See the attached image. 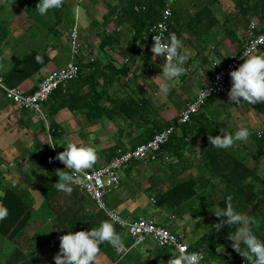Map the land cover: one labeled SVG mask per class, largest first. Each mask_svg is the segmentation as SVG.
Instances as JSON below:
<instances>
[{
  "label": "crops",
  "instance_id": "obj_1",
  "mask_svg": "<svg viewBox=\"0 0 264 264\" xmlns=\"http://www.w3.org/2000/svg\"><path fill=\"white\" fill-rule=\"evenodd\" d=\"M137 1L63 0L61 7L41 15L35 8L38 0H0V73L7 86L31 93L52 70L68 62L80 68L78 78L53 92L42 115L17 108L0 91V163L4 169L13 163L21 167L46 165L47 161H41L45 152L57 157V148L66 147L64 136L68 134L71 141L96 149L97 160L86 170L104 166L115 150L134 149L172 126L179 112L210 80L213 65L226 62L243 47L248 24L255 21L259 30L264 26V0H175L169 34L176 33L182 41L181 50L190 55L185 62L187 71L168 81L170 91L164 95L159 91V85L166 82L160 56L154 57L151 47L141 40H133L134 31L122 15L123 8ZM74 25L79 29L81 44L76 53L72 52L70 38ZM33 52L45 54L47 61L39 71L24 77L26 72L20 71L18 64ZM255 54H264V46ZM231 83L229 77L223 94L208 100L193 116L189 123L194 129L213 121L232 133L239 127L249 128L251 124L240 121L246 110L251 118H264V102L243 101V108L238 103L229 104ZM59 105L62 107L54 113ZM52 123L58 127L55 138L49 130ZM172 135L184 137L182 144H173L179 154L165 151V158L156 163H129L120 173L119 188L108 193L105 202L124 218L168 224L187 236L188 223L181 222V216L205 208L212 196L213 178H220L222 188V178L238 176L234 171L239 169L237 162L248 169L258 168V164L254 145L243 140L228 148L216 147L209 164L208 146L201 138L184 136L179 127H174ZM43 139L50 142V147ZM189 180L196 183L195 195L188 200L176 197L171 190ZM164 208L171 210L168 217L161 214ZM114 226L125 248L117 251L105 242L107 251H99L96 264H166L171 258V250L160 248L149 238L131 246L126 231Z\"/></svg>",
  "mask_w": 264,
  "mask_h": 264
},
{
  "label": "trees",
  "instance_id": "obj_2",
  "mask_svg": "<svg viewBox=\"0 0 264 264\" xmlns=\"http://www.w3.org/2000/svg\"><path fill=\"white\" fill-rule=\"evenodd\" d=\"M164 5L165 0H140L133 5L123 8L122 15L127 19L134 31V41L141 40L145 44L143 39L144 34L149 26L161 19V9L164 8ZM37 54L43 57L42 63L36 60ZM46 61L47 57L45 54L33 52L18 64L19 70L26 72L24 77H29L31 73L39 71ZM28 68L30 69L27 73ZM61 107L62 106L59 105L54 113ZM171 125L173 127H179L184 136L194 135V137L198 136L201 138L208 146L206 157L210 164L211 158L214 157L213 154L217 151L216 147L211 145L208 137L209 135L220 134L221 132L219 129L222 128V125L219 122L213 121L209 125L202 124L198 130L194 129V126L190 123L179 124L176 121ZM169 126L170 125L166 126V128ZM57 128L56 124H51L49 130L53 138L57 136ZM249 138L252 140V145L255 147L256 160L264 158V135H257V132L253 131L250 133ZM183 142L184 137L175 138L174 135H172L169 142L162 147V150L163 152L169 151L174 155H178L179 149H174L175 146L173 144H182ZM116 153L117 150L112 152V157H114ZM43 158L44 159L41 161H47L46 165L38 164L36 166L41 173L36 178L34 189L42 197V202L36 210L31 203L32 195H34L33 192L28 189L20 190L17 185L4 184V173L0 171V204L6 206L9 210L8 215L3 220H0V239L12 243L15 246L17 245L12 254L4 260V264H55L54 256L59 252L61 235L68 231L75 232L82 229L98 227L101 221L107 220L104 212L100 210H98L96 214L87 213L84 208L85 200L87 199L91 203L93 202L85 195L80 194L74 187L71 194L58 190L55 187V182L59 179L58 176H56V169L65 167L50 151H46ZM236 166L239 168L234 170L235 172L238 171V176L236 178H228L225 177V175V178H222L225 184V195H223V199L219 203L220 208L226 207L227 197L231 195L233 197V205L238 211L251 204L253 207L252 213H254L258 207L259 197L264 196V179L256 174L257 168L248 169L242 162H237ZM210 172L211 175L215 177L216 172L213 166L210 167ZM247 179H249V181ZM254 181L259 182L262 186L259 190V194L252 191ZM195 186L196 183L193 180H189L177 185L171 191H173L176 197L180 196L182 199L188 200L195 195ZM189 189L190 192L187 193ZM59 196H64V200L68 204L55 207L52 202L56 201V198ZM160 203H165L164 198L161 199ZM48 215L54 217L51 226H45L42 231L35 232L32 238H26L24 242L26 244L25 247L18 245L20 239L26 234L27 229L34 223L35 218L38 217L43 220V218ZM219 219V217H215L216 223ZM220 229V232L209 230L194 243L190 244L189 250L191 252L203 251L206 255V263H210L216 256V249L228 241V233L235 231V227L229 225H225ZM253 230L256 232L255 225L253 226ZM18 246H20V248H18ZM99 247L100 251H107L105 242ZM241 247L244 248L246 246L241 244ZM24 249L27 251V258H25ZM230 252L231 259L229 264H251V261H249L247 257H244L234 248H231Z\"/></svg>",
  "mask_w": 264,
  "mask_h": 264
},
{
  "label": "clouds",
  "instance_id": "obj_3",
  "mask_svg": "<svg viewBox=\"0 0 264 264\" xmlns=\"http://www.w3.org/2000/svg\"><path fill=\"white\" fill-rule=\"evenodd\" d=\"M62 3L63 0H38L35 8L41 15H45L49 9L61 7ZM153 41L151 51L154 57L156 55L166 57L162 67L166 82L159 85V91L167 95L170 91L168 81L178 78L187 71L185 62L190 54L181 50L182 41L174 32L167 38L164 37L163 32L154 34ZM243 55L246 57L243 63L230 71L232 83L228 92L229 104L243 101L250 104L264 102V54L249 55L245 52ZM36 60L42 63L43 57L37 54ZM206 95L207 90L201 92V97ZM220 132L221 134L208 137L211 145L217 148H228L236 141H246L250 135L247 127H239L234 133L220 128ZM257 135H264V132H257ZM56 158L66 165V168L56 169V176L59 179L55 182V187L71 194L77 177L68 170L80 172L92 167L97 160V152L90 144L69 141ZM232 201L233 197L229 195L226 207L214 211L220 218L215 228L220 229L225 225L234 226L235 231L228 233L229 239L234 241L232 247L247 257L251 264H264V240L259 238L253 230V226L259 222L255 216L238 211ZM8 213V208L0 204V220H3ZM113 220H119V217L113 214L112 220H103L98 227L75 232L68 231L61 235L59 252L54 256L55 264H96L99 246L104 242L110 243L117 251L124 250L125 244L121 235L115 230ZM241 244L246 247L242 248ZM177 247L180 250L179 255L172 254L166 264H200L202 261L201 253L187 252L183 245H177Z\"/></svg>",
  "mask_w": 264,
  "mask_h": 264
},
{
  "label": "built area",
  "instance_id": "obj_4",
  "mask_svg": "<svg viewBox=\"0 0 264 264\" xmlns=\"http://www.w3.org/2000/svg\"><path fill=\"white\" fill-rule=\"evenodd\" d=\"M174 2L175 0H165L164 8L161 9V19L147 29L143 38L147 46L151 47L154 43V34L163 32L164 37H168L172 15L171 6ZM245 33L246 39L243 47L237 53L232 54L226 62L213 65L215 69L210 80L204 87L198 90L194 99L188 102L179 112L177 118L179 124L189 123L192 117L200 112L208 100L223 94L227 87L230 71L237 68L246 58L243 53L247 52L249 55H253L264 46V26L259 30L258 24L255 21H251ZM78 36L79 29L74 25L70 34L73 53H76L81 45ZM160 60L164 64L166 57L160 56ZM79 74V66L75 62H68L63 67L49 72L38 83L33 92L26 93L18 87L7 86L4 82L3 75L0 73V91L3 97L17 108L42 115L43 106L47 103L53 92L59 87H64L68 82L78 78ZM205 90H207V95L201 97V92ZM173 132L174 127L169 126L155 133L151 139L138 145L134 149L126 151L118 150L116 155L100 168L94 170L83 169L80 172L68 171L77 177V182L73 184V187L87 196L98 210L104 212L107 220H112L113 214L119 217V220H113V223L126 231L131 246H138L145 239L149 238L160 248L169 249L174 255H179L180 250L177 245H183L187 252H191L189 245L184 242V238L181 235L172 233L165 226L147 219L138 218L134 220L124 218L117 212L108 209L104 201L108 193L119 188L120 173L129 163L139 162L149 164L156 163L161 158H165L162 147L169 142ZM196 252L201 253L203 256L200 264H207L205 253L200 250Z\"/></svg>",
  "mask_w": 264,
  "mask_h": 264
},
{
  "label": "rangeland",
  "instance_id": "obj_5",
  "mask_svg": "<svg viewBox=\"0 0 264 264\" xmlns=\"http://www.w3.org/2000/svg\"><path fill=\"white\" fill-rule=\"evenodd\" d=\"M122 30V29H121ZM80 38V37H79ZM238 106H241L242 108L245 107L243 103H238ZM245 116V117H244ZM249 116L250 118L246 117ZM240 121L241 124H251V127H249V131L250 133L255 131H264V118H251L250 113H248V111L246 110L244 114H242V117H240ZM253 130V131H252ZM250 136V135H249ZM65 137V141L69 142L71 141V136L70 134L64 136ZM44 140V139H43ZM47 139H45L43 142L45 144V146H49L50 142L46 141ZM245 143H248V145H251L253 142L252 140L248 137V139L246 141H244ZM67 144V143H65ZM50 147V146H49ZM58 148H60L58 150ZM57 151H63L61 148H64L63 146H58ZM246 154V152H245ZM257 164H258V168L257 171L259 173L258 176L262 177L264 179V158H259L257 160ZM3 164L0 163V168L4 171L5 175H4V184L6 185H13V186H18V188L20 190H31L33 192L34 195H32V204L34 206V209H38V207L40 206L41 202H42V197L40 196V194L38 192L35 191V183H36V178L40 175V170L37 169L35 167V165L29 164L23 167L18 166V165H14V163L12 164L11 167H7L4 169V166H2ZM18 173H21L18 175ZM214 182L212 184H214L213 190L212 192V196L210 195V197L206 200L205 204V208H195L194 210H192V212H196V214H190L187 215L186 217L181 216L183 219L181 220V222H184L185 224H187V226L189 227V230L186 231L187 232V236H184L182 229L178 228V227H173V226H169L164 225L165 227H167L170 231H174L177 232V234L181 235L184 237V242L186 244H190L193 241H195V237L197 238V236H202L205 233H207L209 230H215L216 232H220L221 229H216L215 228V210L221 209L220 208V201L223 199V195H225V192L223 191V188L225 189V185L223 184V187L221 188V183H220V178H213ZM252 191L256 194H259V190L262 188L261 184L259 182L254 181L253 182V187H252ZM78 192L80 194H83L80 190H78ZM87 197V196H86ZM64 196H59L56 198V201L52 202V204L56 207V206H64L67 205L68 203L65 202L64 200ZM104 201L105 198H104ZM106 203V202H105ZM107 205V204H106ZM84 208L85 211L89 214L93 213L96 214L98 212V209L96 206H94L93 203H91L89 200H85L84 202ZM108 208V207H107ZM109 209V208H108ZM253 211V207L251 204L247 205L246 207H243L240 209V212L242 214L245 215H251V216H255L257 221L259 222L257 225H255L256 227V234L259 238H261L262 240H264V196L259 197L258 200V207L255 210L254 213H252ZM39 212V210H38ZM171 212V210L169 208H164V210L161 211L162 215H166L168 217L169 213ZM194 212V213H195ZM54 217H50L45 216L43 218V220L41 218L36 217L34 223L27 229L26 234L23 235V237L20 239V243L18 245L25 247L26 244L24 243L26 238H32L35 234V232H39L42 231L45 226H51L52 221H53ZM167 219V218H166ZM165 224L166 222L163 221ZM147 244H150L149 242H146ZM234 243V241L228 239V241L226 243H224L221 247L216 249V256L214 257V259H212V261L218 260L219 262H217V264H229V261L231 259V248L232 244ZM17 246V245H16ZM14 244L9 243L4 241L3 239H0V262H2V264H4V260L9 257L14 248L16 247ZM20 246H18V248H20ZM24 254H25V258H27V251L26 249H24ZM211 263V262H210ZM208 263V264H210Z\"/></svg>",
  "mask_w": 264,
  "mask_h": 264
}]
</instances>
